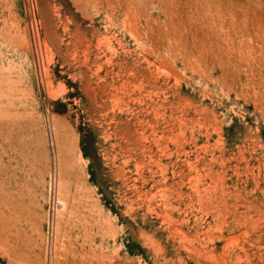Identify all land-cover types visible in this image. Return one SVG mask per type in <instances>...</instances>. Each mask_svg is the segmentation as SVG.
Instances as JSON below:
<instances>
[{
    "label": "rangeland",
    "instance_id": "obj_1",
    "mask_svg": "<svg viewBox=\"0 0 264 264\" xmlns=\"http://www.w3.org/2000/svg\"><path fill=\"white\" fill-rule=\"evenodd\" d=\"M0 264H264V0H0Z\"/></svg>",
    "mask_w": 264,
    "mask_h": 264
}]
</instances>
